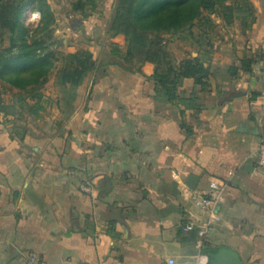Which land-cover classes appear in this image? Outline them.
<instances>
[{"label": "crops", "instance_id": "1", "mask_svg": "<svg viewBox=\"0 0 264 264\" xmlns=\"http://www.w3.org/2000/svg\"><path fill=\"white\" fill-rule=\"evenodd\" d=\"M251 1L252 27L212 18L223 37L197 42V56L165 40L155 61H97L71 102L29 114L34 125L0 110V264H210L220 247L264 264V0ZM193 57L208 75L179 76L169 98L150 76ZM211 181L225 194L204 229L209 214L190 194ZM188 221L197 226L184 231Z\"/></svg>", "mask_w": 264, "mask_h": 264}, {"label": "trees", "instance_id": "2", "mask_svg": "<svg viewBox=\"0 0 264 264\" xmlns=\"http://www.w3.org/2000/svg\"><path fill=\"white\" fill-rule=\"evenodd\" d=\"M102 1L74 0L73 10L89 15L86 10H95ZM27 8L40 14L35 27L25 22ZM255 12L251 0H119L109 27L113 37L109 53L126 62L132 59L141 63L155 61L162 52L166 55V35L193 36L196 25L213 24L212 14L219 15L227 25L239 20L247 30L256 20ZM53 23V11L47 0H0V35L6 32L9 36V46L2 47L0 39V110L6 114L20 116L26 109L29 114L38 115L46 107L42 87L56 64L54 51L47 47L44 33L51 35ZM119 35L124 37L125 51L117 41ZM247 64L244 60L243 68L248 69ZM96 65L90 49L67 52L61 58L57 81L73 91L71 98L74 99L75 90ZM138 70L144 72L143 64ZM171 75H175L173 79ZM207 75L208 69L199 57H193L177 68L169 66L166 71L157 66L150 77L161 84L169 98H174L179 76L195 77L201 82ZM6 86L16 90L14 105L5 104L2 99ZM208 251L211 250L206 253Z\"/></svg>", "mask_w": 264, "mask_h": 264}, {"label": "rangeland", "instance_id": "3", "mask_svg": "<svg viewBox=\"0 0 264 264\" xmlns=\"http://www.w3.org/2000/svg\"><path fill=\"white\" fill-rule=\"evenodd\" d=\"M50 3L51 9L54 15V23L52 26L53 32L51 35L44 33L46 37V45L54 51V60L56 66L52 70L48 80L42 87L44 93V115L43 118L51 117L53 115V109L56 107H63L68 102L73 100L71 98V89L60 85L57 81V71L61 66V58L63 54L75 51L79 48H87L94 52L98 62L110 61L114 59L109 53V43L112 41V33L109 32L111 20L113 18L114 10L119 0H104L95 10L88 9L89 15H84L82 11L73 10L74 0H47ZM36 14L35 10L27 8L25 10L24 19L26 23L36 26L39 20H33L32 16ZM211 17L217 21L218 15L212 14ZM213 25V24H212ZM212 25L204 26L206 30L211 29ZM220 25V24H219ZM200 25L194 27L193 36H188L186 33L182 34L185 37L179 35H166V43L172 48L179 57L185 55L197 56L198 55V43L199 41L207 42L212 39L216 41V37H223V33H219L220 27L214 25L212 28V38L206 36L205 33H200ZM217 27V29H215ZM210 33V32H209ZM218 33V34H217ZM2 39V47L9 46V36L6 32H2L0 35ZM122 41V40H121ZM96 67L90 70L89 73H93ZM78 89V88H77ZM77 89L75 90L77 93ZM4 93L7 95H14L16 90L6 86ZM76 96V95H75ZM16 100V97H15ZM32 103L33 100L29 99ZM17 104V108H18ZM19 109V108H18ZM22 120L27 123L34 125L35 121L32 115L23 109ZM52 114V115H51Z\"/></svg>", "mask_w": 264, "mask_h": 264}, {"label": "built area", "instance_id": "4", "mask_svg": "<svg viewBox=\"0 0 264 264\" xmlns=\"http://www.w3.org/2000/svg\"><path fill=\"white\" fill-rule=\"evenodd\" d=\"M36 14L39 12L36 11ZM258 165L264 168V128L261 135V140L258 145ZM225 194V186L219 184L217 181H211L209 189L204 193L191 192L190 196L196 207L206 210L209 214V219L202 226L204 229H208L211 222L219 221L221 216L218 212V206L223 201ZM197 224L193 221H188L182 226L184 231L193 229ZM207 257V255H206ZM37 259L34 256L29 258V264H38ZM170 263H174V260H171Z\"/></svg>", "mask_w": 264, "mask_h": 264}, {"label": "water", "instance_id": "5", "mask_svg": "<svg viewBox=\"0 0 264 264\" xmlns=\"http://www.w3.org/2000/svg\"><path fill=\"white\" fill-rule=\"evenodd\" d=\"M198 180L199 177L190 174L187 178V186L194 189ZM206 254L210 264H243L239 253L228 247H220L217 250L208 251Z\"/></svg>", "mask_w": 264, "mask_h": 264}, {"label": "clouds", "instance_id": "6", "mask_svg": "<svg viewBox=\"0 0 264 264\" xmlns=\"http://www.w3.org/2000/svg\"><path fill=\"white\" fill-rule=\"evenodd\" d=\"M37 17H38V14H34L32 16V19L35 20V19H37ZM201 264H207V258H202L201 259Z\"/></svg>", "mask_w": 264, "mask_h": 264}]
</instances>
